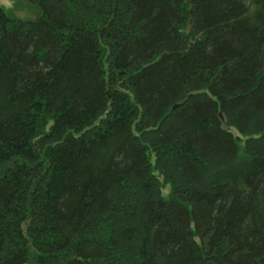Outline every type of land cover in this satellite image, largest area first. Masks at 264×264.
I'll return each instance as SVG.
<instances>
[{
    "label": "trees",
    "instance_id": "obj_1",
    "mask_svg": "<svg viewBox=\"0 0 264 264\" xmlns=\"http://www.w3.org/2000/svg\"><path fill=\"white\" fill-rule=\"evenodd\" d=\"M11 1L0 264H264V0Z\"/></svg>",
    "mask_w": 264,
    "mask_h": 264
},
{
    "label": "rangeland",
    "instance_id": "obj_2",
    "mask_svg": "<svg viewBox=\"0 0 264 264\" xmlns=\"http://www.w3.org/2000/svg\"><path fill=\"white\" fill-rule=\"evenodd\" d=\"M13 5H14L13 1L11 0H0V7L3 8L5 13L16 16L17 18H20L22 20L32 21L36 19L37 15L33 9L23 8L20 10H16L13 8ZM168 191H169V187L165 186L162 190L163 196H165V194L168 193Z\"/></svg>",
    "mask_w": 264,
    "mask_h": 264
}]
</instances>
